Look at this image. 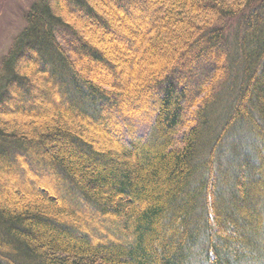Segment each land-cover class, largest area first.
<instances>
[{
  "label": "trees",
  "instance_id": "1",
  "mask_svg": "<svg viewBox=\"0 0 264 264\" xmlns=\"http://www.w3.org/2000/svg\"><path fill=\"white\" fill-rule=\"evenodd\" d=\"M0 264H264V0L33 3L0 75Z\"/></svg>",
  "mask_w": 264,
  "mask_h": 264
},
{
  "label": "rangeland",
  "instance_id": "2",
  "mask_svg": "<svg viewBox=\"0 0 264 264\" xmlns=\"http://www.w3.org/2000/svg\"><path fill=\"white\" fill-rule=\"evenodd\" d=\"M39 0H0V75L4 56L26 25V13L30 6ZM136 132L145 136L151 120L137 117L133 120ZM125 132V131H124Z\"/></svg>",
  "mask_w": 264,
  "mask_h": 264
}]
</instances>
